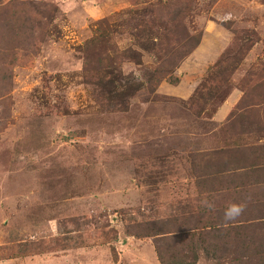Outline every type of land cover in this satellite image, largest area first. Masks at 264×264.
<instances>
[{"label": "rangeland", "instance_id": "374dc122", "mask_svg": "<svg viewBox=\"0 0 264 264\" xmlns=\"http://www.w3.org/2000/svg\"><path fill=\"white\" fill-rule=\"evenodd\" d=\"M186 234L193 264L264 260V0H0V264H161Z\"/></svg>", "mask_w": 264, "mask_h": 264}, {"label": "trees", "instance_id": "16d2710c", "mask_svg": "<svg viewBox=\"0 0 264 264\" xmlns=\"http://www.w3.org/2000/svg\"><path fill=\"white\" fill-rule=\"evenodd\" d=\"M183 230L184 229H177V230H173L174 232H181L180 234L176 235V236H168L166 238H162L161 242H163L162 244L165 245L166 248L168 247H172V240L174 239H177L178 238H183L184 237V234L183 233ZM243 230V229H241ZM199 233H198V236L200 234V232H204L202 230H198ZM236 235H237V238H239L240 240L244 239V237L241 236V234H238L237 232H235ZM207 237H206V240L205 239H200L199 237V244H200V248L205 252V253H208L209 252V248L207 247L206 245V242L209 240V241H213V245H212V248L213 247H216V249H214L213 252H211L214 256H220L221 257V254L220 252L222 251L223 247L222 245L219 244V242H222V239L224 237H226L228 235V233L226 234L223 230V232L221 233V230L220 229H215V232L213 234H209V232H207L205 234ZM186 236H188L190 239V243L188 245H186V250L184 249H181L180 251L176 252V250H171V252H168V253H165L164 256H162V254L160 253V250H159V247L158 245H155L156 247V253H157V257H158V260L161 264H193L196 260H197V249L195 248V242L193 237H195V234H186ZM197 236V238H198ZM196 238V240H197ZM182 242V241H181ZM226 244V243H224ZM161 249V248H160ZM217 249L221 250L220 252H217ZM264 249V247H263ZM227 250V247H225L223 249V251H226ZM261 250V251H260ZM260 250H256V249H253V251L257 254H259V256L257 257V259H261V258H264V256H261V252L264 253V250L260 249ZM186 252H189L190 253V260H187L188 259V254H186ZM174 253V254H173ZM216 253H219V255H216ZM171 254L172 257L168 258V256ZM230 254H234L232 257H230L229 260L232 261V264H249L251 263V261L253 260H247V258H249V256L247 255L246 252H244L243 249H240V250H236V251H232ZM167 255V257H166ZM255 258L254 256H252V259ZM255 263H258V264H264V260H255Z\"/></svg>", "mask_w": 264, "mask_h": 264}, {"label": "clouds", "instance_id": "9594fccd", "mask_svg": "<svg viewBox=\"0 0 264 264\" xmlns=\"http://www.w3.org/2000/svg\"><path fill=\"white\" fill-rule=\"evenodd\" d=\"M204 206L210 210H214V204L211 202L205 201ZM245 209L246 205L244 203H229L223 213V222L227 224L236 221L244 213Z\"/></svg>", "mask_w": 264, "mask_h": 264}]
</instances>
